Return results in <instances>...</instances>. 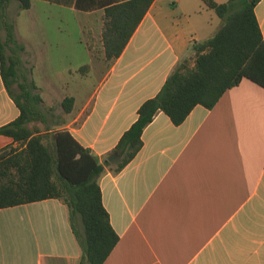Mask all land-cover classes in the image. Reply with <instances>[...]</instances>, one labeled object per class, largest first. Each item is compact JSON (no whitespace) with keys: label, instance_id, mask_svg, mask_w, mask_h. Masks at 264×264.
<instances>
[{"label":"crops","instance_id":"obj_1","mask_svg":"<svg viewBox=\"0 0 264 264\" xmlns=\"http://www.w3.org/2000/svg\"><path fill=\"white\" fill-rule=\"evenodd\" d=\"M127 1L32 0V7L12 22L16 41L25 48L19 53L23 66L17 80L38 86L48 123V99L59 101L62 110L67 97L75 101L72 112L63 110L64 121L50 131L40 122L30 127L42 133L68 130L102 162L137 121L142 104L159 94L179 62L193 55V45L222 26L203 0H155L119 58L107 61L102 39L96 51L86 37L83 62L67 67L58 83L48 78L52 43L47 23L57 16L59 23H66L68 16L80 24L83 35L94 22L102 32L105 9ZM255 13L264 37V0ZM24 14L28 22L20 25ZM53 42L60 46L62 39ZM87 65L90 70L82 71ZM93 74L99 82L88 89L86 79ZM18 82L11 87L14 94ZM49 88L62 90L59 100L43 96ZM20 113L3 80L0 60V128ZM142 140V149L122 171L115 172L116 164H111L100 179L104 206L119 235L104 264H264V89L244 79L213 109L199 105L179 126L160 112ZM9 145L18 143L0 136V150ZM81 260L62 200L0 210V264Z\"/></svg>","mask_w":264,"mask_h":264},{"label":"trees","instance_id":"obj_2","mask_svg":"<svg viewBox=\"0 0 264 264\" xmlns=\"http://www.w3.org/2000/svg\"><path fill=\"white\" fill-rule=\"evenodd\" d=\"M17 1L29 10L32 0H0L1 73L5 85L20 109V116L0 128V136L18 143L0 150V210L49 199L62 200L68 207L73 232L82 251L81 264H104L119 242L109 212L103 203L100 179L106 167L91 149L82 146L68 130L42 133L33 122L47 127L48 116L41 108L38 86L29 80L18 82L23 66L14 25L7 20V8ZM222 20L209 39L193 45V55L175 67L157 96L144 102L138 119L122 136L113 151L121 156L114 166L122 171L143 147V132L163 112L179 126L199 105L213 109L230 89L248 79L264 89V37L255 8L261 0H203ZM155 0H129L112 5L102 15V46L105 59L119 58ZM15 46L16 49H12ZM8 49L12 54L8 55ZM90 70L87 65L82 71ZM18 82L19 94L11 91ZM74 99L62 102L65 113L73 110Z\"/></svg>","mask_w":264,"mask_h":264},{"label":"rangeland","instance_id":"obj_3","mask_svg":"<svg viewBox=\"0 0 264 264\" xmlns=\"http://www.w3.org/2000/svg\"><path fill=\"white\" fill-rule=\"evenodd\" d=\"M21 14V9L19 8V3L17 1H13L7 8V20L10 23H14ZM24 14L20 19V25L23 23L28 22V16ZM60 17H56L54 20L55 22L47 23L49 25V29L46 30L52 45L49 46V55L48 60L46 61L47 65V75L48 78H52L51 80L58 83L61 79L65 77V69L70 65H76L79 62H83V58L87 57V42L88 40L86 37L90 39V43L92 47L95 48L96 51L101 49V28L100 25L97 23H91L89 26L87 25L85 29V34L83 35L82 30L80 29V24L77 23L76 19L72 17L66 16L65 22L66 23H59L61 20L58 19ZM1 33L6 39V29L4 26ZM25 27V26H24ZM21 34L24 36L28 35L24 29L20 30ZM28 38L31 39V33H29ZM54 39H62V44L60 46L54 45ZM12 49H16L15 46H12ZM12 52L8 49V55H11ZM90 56V54H89ZM89 58L86 59L88 62ZM99 62V60H98ZM102 66H104L102 64ZM50 76V77H49ZM99 79L93 74L86 79V84L88 89H93L98 85ZM14 85V84H13ZM15 94H19V89L14 86L13 87ZM45 93L47 99L52 98V100L57 101L62 96V90L55 91V89L49 88ZM44 109L48 112L52 109L49 114V123L47 127L52 128L56 122H63L65 119V113L60 107L59 101L53 102L47 100L46 104L44 105ZM52 113V116H51ZM37 126L40 125L42 129H45V126L41 124H36Z\"/></svg>","mask_w":264,"mask_h":264},{"label":"water","instance_id":"obj_4","mask_svg":"<svg viewBox=\"0 0 264 264\" xmlns=\"http://www.w3.org/2000/svg\"><path fill=\"white\" fill-rule=\"evenodd\" d=\"M120 158H121V156L119 155V153H114L108 158V161L111 164L115 165L119 162Z\"/></svg>","mask_w":264,"mask_h":264}]
</instances>
